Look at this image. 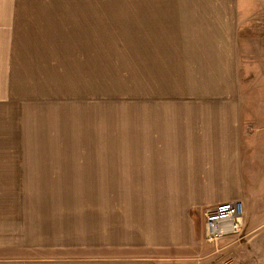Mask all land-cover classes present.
<instances>
[{"label": "crops", "instance_id": "0c3cea01", "mask_svg": "<svg viewBox=\"0 0 264 264\" xmlns=\"http://www.w3.org/2000/svg\"><path fill=\"white\" fill-rule=\"evenodd\" d=\"M137 4L95 6L101 19H106L108 10L121 18L120 9H131L123 16L132 20V30L141 39L156 42L161 50L156 53L158 65L161 57L165 64L164 48L169 72H180V88L187 82L195 93L133 96L118 102L114 144L86 145L79 151L74 145L48 146L65 153L64 159L88 153L90 166L71 179L85 176L95 180L84 184L126 186L122 194L120 187L117 192L114 226L110 219L107 222L113 226L111 240L104 221L98 230L100 240L82 244V254L69 246L54 254L58 248L52 246L45 256L17 259L6 251L28 245L0 240V264H173L184 258L186 250L202 245L206 208L241 200L245 226L246 214L254 207L256 213L260 210L257 214L264 213V204L251 201L264 192L258 189L264 188V171L253 166L264 160V2L141 0ZM80 6L76 0H0V42L75 40L77 21L89 24L85 20L92 19L77 16ZM173 26L178 32L170 31ZM198 88L209 95H197ZM35 164L36 174L43 177L73 173L58 163ZM0 168L2 178L22 175L6 164ZM75 183L82 182L67 181ZM247 230L260 229L247 225ZM108 247L113 250L106 252Z\"/></svg>", "mask_w": 264, "mask_h": 264}, {"label": "rangeland", "instance_id": "374dc122", "mask_svg": "<svg viewBox=\"0 0 264 264\" xmlns=\"http://www.w3.org/2000/svg\"><path fill=\"white\" fill-rule=\"evenodd\" d=\"M76 1L83 10H77V16L92 19L85 20L89 24L77 21L75 40L0 42V165L22 172L0 177V240L28 245L5 252L17 259L45 256L53 251L52 246L58 248L54 254L68 246L82 254V244L100 240L98 230L103 221L108 229L106 238L111 240L110 229L117 220V192L120 187L122 194L126 188L84 184L95 180L85 176L71 179L90 166L85 159L88 153L76 152L77 159H64L65 153L50 151L48 146L74 145L79 151L86 150V145L114 144L118 102L133 96L195 93L186 87L187 82L183 90L180 88L178 70L169 72L167 51L163 48L165 64L161 57L158 65L156 53L161 50L156 42L141 39L142 35L132 30V20L123 16L132 11L127 7L133 8L141 0ZM103 2L127 7L120 9L121 18L108 10L103 15L106 19H101L95 5ZM170 31L178 32V28L173 26ZM197 95L209 94L198 88ZM37 161L48 166L58 163L73 173L39 176ZM93 166L98 167V163L94 161ZM253 166L255 171H264V160L254 161ZM68 180L82 183L67 184ZM258 189L264 191L263 187ZM251 201L261 207L264 192ZM257 213L254 207L246 214L248 224L245 226L244 217L241 234L227 235L217 242H209L203 235L199 248L186 250L187 256L173 264H264V213ZM109 219L113 226L107 225ZM198 221L202 230V220ZM247 225L248 229L259 227L261 233H249Z\"/></svg>", "mask_w": 264, "mask_h": 264}, {"label": "built area", "instance_id": "2783aa9c", "mask_svg": "<svg viewBox=\"0 0 264 264\" xmlns=\"http://www.w3.org/2000/svg\"><path fill=\"white\" fill-rule=\"evenodd\" d=\"M204 216V235L209 242H217L227 235L241 234L244 229L245 207L241 200L208 207Z\"/></svg>", "mask_w": 264, "mask_h": 264}]
</instances>
